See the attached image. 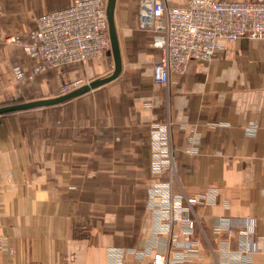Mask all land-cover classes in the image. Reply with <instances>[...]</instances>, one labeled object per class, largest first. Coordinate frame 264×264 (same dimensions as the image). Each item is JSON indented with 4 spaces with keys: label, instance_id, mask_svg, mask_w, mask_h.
<instances>
[{
    "label": "crops",
    "instance_id": "obj_1",
    "mask_svg": "<svg viewBox=\"0 0 264 264\" xmlns=\"http://www.w3.org/2000/svg\"><path fill=\"white\" fill-rule=\"evenodd\" d=\"M72 1L0 0V105L106 76L111 48L31 74L37 62L5 40ZM138 1L115 0L117 77L38 112L0 115V264H146L157 252L167 264H264V38L221 40L211 60H191L164 86ZM157 151L171 155L175 178L153 170ZM156 187L162 200L192 202L195 249L168 247Z\"/></svg>",
    "mask_w": 264,
    "mask_h": 264
},
{
    "label": "built area",
    "instance_id": "obj_2",
    "mask_svg": "<svg viewBox=\"0 0 264 264\" xmlns=\"http://www.w3.org/2000/svg\"><path fill=\"white\" fill-rule=\"evenodd\" d=\"M138 2V27L154 34L152 45L158 50L153 80L164 86L171 73H184L191 60H211L222 50L221 40L264 38V0H186L179 5H169L165 0ZM5 40L37 62L31 74L103 56L110 50L106 0H73L65 7L42 12L26 36L10 34ZM12 71L18 81L27 77L20 65L13 66ZM77 86L66 84L59 94ZM160 140L159 132H155L153 141ZM152 168L158 173L168 170L170 178L176 176L171 155L164 160L161 151L155 153ZM163 189L153 188L152 194L161 207L157 225H166L168 247L195 249L194 220L189 214L192 202L187 200L188 207H184L182 197L171 192H167L168 200H162ZM225 229L232 231L231 226ZM250 250L246 246L245 251ZM146 264H167V255L157 252Z\"/></svg>",
    "mask_w": 264,
    "mask_h": 264
},
{
    "label": "water",
    "instance_id": "obj_3",
    "mask_svg": "<svg viewBox=\"0 0 264 264\" xmlns=\"http://www.w3.org/2000/svg\"><path fill=\"white\" fill-rule=\"evenodd\" d=\"M114 7H115V0H106V16H107V23H108V34H109V39H110L111 53L113 56V70L110 74L103 76V77L92 79L63 94H58L52 97L39 98V99H33V100H27V101H21V102L2 105L0 106V115L13 112V111H22V110H29V109H34L38 107H47V106L57 105L65 101H68L72 98H75L77 96H80L90 91L91 89H94L114 79L115 77H117V75L119 74L121 70V57H120L119 44H118L115 23H114Z\"/></svg>",
    "mask_w": 264,
    "mask_h": 264
},
{
    "label": "rangeland",
    "instance_id": "obj_4",
    "mask_svg": "<svg viewBox=\"0 0 264 264\" xmlns=\"http://www.w3.org/2000/svg\"><path fill=\"white\" fill-rule=\"evenodd\" d=\"M99 57H102V56H99ZM107 64H108V71L104 75L109 74L111 72V70L113 69L112 57L110 55L107 58ZM33 110H36L35 112L40 111V109H33Z\"/></svg>",
    "mask_w": 264,
    "mask_h": 264
},
{
    "label": "trees",
    "instance_id": "obj_5",
    "mask_svg": "<svg viewBox=\"0 0 264 264\" xmlns=\"http://www.w3.org/2000/svg\"><path fill=\"white\" fill-rule=\"evenodd\" d=\"M6 104H8V103H3L0 106L6 105ZM38 108H42V107H38ZM38 108H34V109H38ZM29 110H31V109H29ZM22 111H25V110H22ZM14 112H20V111H13V112H9V113H14ZM9 113H6V114H9Z\"/></svg>",
    "mask_w": 264,
    "mask_h": 264
}]
</instances>
